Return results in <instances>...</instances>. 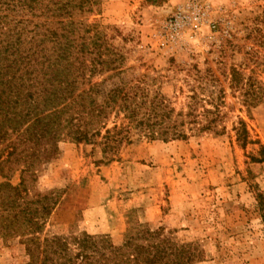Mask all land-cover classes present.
<instances>
[{"label": "rangeland", "instance_id": "rangeland-1", "mask_svg": "<svg viewBox=\"0 0 264 264\" xmlns=\"http://www.w3.org/2000/svg\"><path fill=\"white\" fill-rule=\"evenodd\" d=\"M193 5L205 20L175 38L166 23ZM90 11L76 18L123 57V77L144 75L175 111L194 96L220 120L109 149L65 131L22 138L26 122L12 132L0 112V264L77 263L83 233L113 248L175 247L181 264H264V0H95Z\"/></svg>", "mask_w": 264, "mask_h": 264}, {"label": "trees", "instance_id": "trees-1", "mask_svg": "<svg viewBox=\"0 0 264 264\" xmlns=\"http://www.w3.org/2000/svg\"><path fill=\"white\" fill-rule=\"evenodd\" d=\"M94 1L0 0V112L13 123L12 132L26 122L22 138L27 134L50 142L65 131L76 142L100 137L110 149L131 142L132 136L184 139L220 120L216 107L196 111L194 96L185 111H175L158 93L149 95L144 75L123 77L127 70L117 65L123 57L103 43L96 28L76 18L91 12ZM111 115L114 121L107 128ZM234 130L246 140L243 121ZM77 247L78 262L63 264H181V249L161 243L144 247L126 242L113 248L83 233ZM131 247L133 253H127Z\"/></svg>", "mask_w": 264, "mask_h": 264}, {"label": "built area", "instance_id": "built-area-1", "mask_svg": "<svg viewBox=\"0 0 264 264\" xmlns=\"http://www.w3.org/2000/svg\"><path fill=\"white\" fill-rule=\"evenodd\" d=\"M205 13L202 12L198 5H193L192 12H178L169 19L166 26L175 38H178L185 27L190 30H197L205 20Z\"/></svg>", "mask_w": 264, "mask_h": 264}]
</instances>
